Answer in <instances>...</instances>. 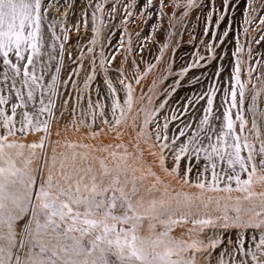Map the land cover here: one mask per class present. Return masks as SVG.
I'll return each instance as SVG.
<instances>
[{
  "label": "snow or ice",
  "instance_id": "snow-or-ice-1",
  "mask_svg": "<svg viewBox=\"0 0 264 264\" xmlns=\"http://www.w3.org/2000/svg\"><path fill=\"white\" fill-rule=\"evenodd\" d=\"M118 2L111 0L107 15L112 19L118 14ZM222 2L225 9L229 8V0ZM106 3L109 0L93 6L92 0H88L82 17L87 15V8H92L91 31L96 36L86 49L91 54L87 56L82 38L77 36L74 48L79 49L80 54L76 57L73 51L70 55L80 67L72 68L65 64L68 31L63 29L62 39L56 34L57 24L63 22L47 19L45 0H0V58L3 64L0 93L5 89L8 91L7 96L0 94V106L12 101L13 93L19 101L11 103V115L0 107V128L4 130L0 133V264H264V192L259 194L257 201L253 199L255 193L252 191L254 177L258 183L264 184V133L261 131L264 111H259L256 103L260 91L252 95V105L248 108L252 113L253 140L259 141L258 148L249 142L248 137H244L242 143L241 136L237 134L235 121L240 122V133L246 130L245 125L249 121L240 111L233 119L232 109H242L245 103V84L241 82L243 69L239 59L230 73L228 87H222L223 81H217L216 86H209L199 96L184 97L187 103H181L179 111L189 112L190 108L194 111L179 125L170 127L171 121L179 119L176 111L170 117L164 116L163 123H160L157 114L163 115L161 110L165 109L169 100L160 101L158 97H171L190 68L203 67L200 61L211 63L216 59L223 60L224 56L215 52L218 45L200 41L205 51L213 53L211 56L198 53V59L192 64L182 66L180 79H174L172 85L157 92V84L163 83L174 72L169 61H163L152 84L146 86L148 94L142 89L135 97L132 81L139 85L143 78L133 70L138 62L124 55L119 65H115L116 56L106 54L103 44L98 54L95 48L99 36L97 22L106 26ZM171 3L175 9H184L179 13L174 11L168 25L176 29V35H180V29L185 26L189 15L188 10L199 5L196 0H171ZM246 4L245 23H250L248 16L251 12L258 13L256 18L260 20V32L264 33V0H255V3L254 0H246ZM152 6L153 0H146L142 15L150 18L148 10ZM165 6L166 0H160L162 17ZM67 7L71 8L72 4L68 3ZM122 7L124 16L132 17L134 13L128 9L136 7V0ZM98 12L100 16H97ZM206 19L219 26L225 16L220 15L214 21L210 11ZM121 21L124 22L123 17ZM79 23L74 27L78 28ZM83 23L86 25L87 19ZM153 27L155 29L156 26ZM208 32L205 27L204 34ZM247 32L248 29H245ZM212 35L217 38L216 33ZM168 36L172 37L173 33H168ZM227 37L229 31L225 29L219 37L220 44H224ZM57 40H61L58 46ZM261 41H264V35L252 38L253 43ZM176 46L174 43L173 48ZM168 48L169 44L164 43L158 49L159 55L155 58L158 63ZM127 51L134 56L143 48H132L129 39ZM241 51L242 45L237 41L232 56ZM251 51L250 48L249 56ZM10 54L15 56V62ZM109 65L112 67L109 68ZM154 68L156 64L149 63L148 71ZM62 69L66 79H61ZM222 72L223 65L213 76L220 77ZM100 75L103 76L106 91L97 87L96 99L93 100L90 86ZM248 75L251 77V70ZM75 77L80 78L79 83L74 82ZM114 81L119 88L114 86ZM191 82L199 83V77ZM261 85V91H264V73ZM86 90L87 94H84ZM218 91H223V103L214 112V98ZM118 92L124 93L123 98ZM73 96L74 105L71 103ZM205 99L207 106L200 116V109L196 106ZM134 103L139 107L131 125L136 132L129 140L132 151H128L123 143L115 145L124 151L119 155L109 151L113 166L109 167L101 160L103 171L99 176L91 165L78 167L75 153L71 164L66 163L67 157L59 160L57 175L55 147L50 158L43 151L44 140L48 136L40 143L29 146L33 150L41 149L40 155L32 151L24 157L22 151L15 154L6 151L25 147L9 141V137L15 136L17 131H40L43 126V131L50 136L49 122L55 114L63 118L67 113L71 117L77 110L80 111V125L86 130L93 129L91 137L96 138L104 132L105 125L108 126L105 135L115 131L120 136L122 133L116 126L127 124L124 116L126 111H132ZM45 113L48 118L41 120ZM258 116L261 124L257 122ZM193 119L197 123H191ZM137 120L141 121L139 126ZM193 128L195 131H190ZM141 143L145 147L142 148ZM109 147L111 145L101 144L96 150L106 151ZM245 149L247 154L243 155ZM225 162L226 168L223 167ZM245 173L247 178L242 179ZM193 175L195 183L191 180ZM148 176L154 183L146 191H158L161 195L145 200L140 194L142 185H138V181ZM173 181L199 191H176ZM233 181L235 188L232 187ZM233 191L245 195L236 197L234 203H230L233 201L231 195H207L215 192L230 194ZM189 224L192 227H187L183 234L187 239L170 235L175 226L186 227ZM198 254L201 257L199 261Z\"/></svg>",
  "mask_w": 264,
  "mask_h": 264
},
{
  "label": "rangeland",
  "instance_id": "rangeland-1",
  "mask_svg": "<svg viewBox=\"0 0 264 264\" xmlns=\"http://www.w3.org/2000/svg\"><path fill=\"white\" fill-rule=\"evenodd\" d=\"M72 4L71 8L67 7V4ZM88 0H45V7L48 8L47 19L49 21L55 19L57 21L63 22L58 23L55 32L58 36L61 37L63 35V29H67L69 39L65 42L66 44V55H65V64L71 66L72 68H79L80 66L75 63L74 58L70 53L73 51L75 52V56L78 57L80 54L79 49H75L74 46L77 44V36H81V43L85 46L84 47V54L85 56L91 55L87 53L86 49L90 45L91 39L96 36L95 33L91 31V13L92 8H87L86 12L87 15L82 17V12L85 11V6L87 5ZM93 6L95 3H104V0H92ZM110 3L105 4V25L101 26L99 21L97 22V27L99 28V36H97L98 43L95 46L97 54L100 50V45L103 44L106 54L108 55H115L116 60L113 61V64L118 65L117 60L119 58L118 49L120 45L126 42L123 38V28L124 24L128 23L130 26L134 25L133 20L135 19L136 15H141V21L144 19V24L142 25V34L138 38H132L131 46L134 49H140L141 47L146 48L145 52L139 53L138 51L133 56L132 53H126L130 59H135L138 62L137 67L133 70L137 72L138 76L143 77L141 79V83L137 85L134 81L133 87L135 89V97H138L141 90L143 89L145 94L147 95V87L152 84L156 73L160 69V64L163 61H169L171 68L174 70L172 76H168L163 83L157 84L156 91L161 92L162 89L169 87L173 84L174 79H180L179 73L181 72L182 66L192 64L194 60L198 59V53L200 55H205L206 57L211 56L213 53L207 52L204 49L203 44L200 41H205L208 43H212L214 45H218L215 48V52L218 53L220 56H224V59H216L209 63L208 60L200 61V64L203 67H196L190 68L189 72L185 75L184 79L180 80V87L176 88V91L172 93L171 97L160 95L158 99L162 100H169V103L165 106V109H162L161 112L163 115L157 114L159 116L160 123H163L164 116H171L173 111L177 112L179 119L176 121H171L170 127L173 125H179L181 120L187 118L191 111L194 109L190 108L189 112H181L179 111V107L181 103L186 104L187 102L184 100V97H195L199 96L201 93L206 92L209 86H216L217 81H223L222 87H228V81L230 78V73L235 66L237 59L241 61L242 64V73H241V82L245 84V103L242 109L236 108L232 109L233 112V119L235 120V114L240 111L241 114L244 116L245 120L249 121L248 124L245 125V131L240 133L239 131V121H235L236 124V131L237 134L241 136V142L243 143L244 137H248L249 142L254 143L255 146L259 147V141L253 140L255 133L251 130V119L252 113L248 111V108L252 105V95L255 94L256 91H260V96L257 99V107L259 111H264V91H261V80H262V73H264V41L260 43H253L252 38L256 37L259 38L260 35H264V33L260 32V20L256 18L258 13L251 12L248 16L250 23H245V10L247 7L246 0H229V8L225 9L223 7L222 0H215V5H213V0H198L199 9L196 16L192 18L185 19V26L180 29L181 34H175V28H172V32H170L171 27H169L168 22H164L163 19H159L158 16V8L154 5L148 11L151 13V17L149 18L148 15H142L145 12L144 5L146 0H136V7L129 8V11H132L134 15L132 17H125L124 16V9L122 5L128 4V0H119L117 3L118 14L116 15L115 19H112L107 15L110 10ZM255 3V0H254ZM143 6V7H142ZM215 7V10H213ZM108 8V9H107ZM143 8V9H142ZM131 9V10H130ZM212 11L213 20L215 21L220 15L225 16L224 21H220L219 26H217L213 22L207 21L208 13ZM200 13V14H199ZM97 16H100V13H97ZM121 17L124 18V22L121 21ZM87 19L88 23L85 25L83 20ZM129 19V20H128ZM78 21L79 27H74L77 25ZM141 21L137 22L141 24ZM111 25H115V27H111ZM156 26L155 29L153 26ZM141 27V26H140ZM207 27L209 32L207 35L204 34V28ZM227 29L229 31V37L225 38L226 42L224 44H220L219 37L222 35V32ZM245 29H248V32L245 33ZM46 31H50L45 28ZM166 30V31H165ZM175 31V32H174ZM172 37L168 36V33H173ZM212 33H216V39L213 38ZM153 40L157 43L153 44ZM237 41L242 45V51L238 52L236 56H232V52L236 49ZM61 40H57V46ZM168 43L169 48L166 49L164 56L161 58V61L158 63L156 61V57L159 55L158 49L164 44ZM177 44L176 47L173 48V44ZM119 45V47H117ZM173 49L170 51V49ZM251 48V55L249 56V49ZM150 49V52H149ZM27 55V54H26ZM10 57L15 62V56L10 54ZM143 57V59H141ZM59 59V57H57ZM26 63V61H25ZM55 64V62H53ZM149 63L156 64V68L148 71ZM223 65V72L221 73L220 77H214L213 73L219 69ZM31 67V66H30ZM112 65H109L111 68ZM249 70L252 71L251 77L248 75ZM54 71V69H53ZM147 72L145 76L144 73ZM3 64L2 58H0V82L3 81ZM167 76L168 74L165 73ZM61 79H66L67 77L64 74V70L61 71ZM199 77V83H192L191 81ZM74 82L79 83L80 78L75 77ZM234 83V82H233ZM81 88H83V84L81 83ZM114 86L119 88V85L115 83ZM99 87L102 90L106 91V87L103 84V76L100 75L97 77L95 81L92 82L90 86V91L92 95V99H96L95 89ZM238 88V86H237ZM255 89V91H254ZM69 91H72L69 89ZM87 91L84 94H87ZM25 95L27 89H24ZM3 95H8L7 89L3 93ZM63 92H61V95ZM118 95L123 98L124 93L118 92ZM230 101V95L228 97ZM19 103L18 100L15 99V95L13 93V99L7 105H3L0 107H4L7 111V114L11 115V103ZM59 103V101H57ZM71 103L75 104V97H71ZM223 103V91H218L216 97L214 98L213 109L214 112ZM37 106L38 103H37ZM206 99L201 100L200 104L196 107L200 109L198 115L202 116L203 111L202 109L206 107ZM227 107V104L224 105ZM139 107L138 104L134 103L133 109L131 112L125 113L124 119L127 121V124H122L120 126H116L120 129L122 135L118 136L115 131L110 132L108 135L104 133L108 132V126H104V132H101L98 137L93 138L90 135L91 130H86L83 126L72 125L70 119L72 117H80V111L77 110L72 117H69L67 113L65 116L61 118L59 114H55L53 119L49 122V126L51 128L50 136L43 131V126H41L40 131L35 130H25V132L20 133L19 131L16 132L15 136H10L9 141L15 142L17 144H22L25 147L23 149H7L6 151L15 154L18 151H22L24 153V157H27L32 151H35L37 155H40L41 149H31L29 146L33 143H40L42 139L48 136V139L44 140L43 144V151L47 154L50 158L52 155V148L55 147L56 154L58 156V162L56 164V171L57 175H59L60 170V163L59 160L64 159L67 157L66 163L71 164L72 160L71 157L75 153L76 154V165L78 167H91L94 169L97 176H99L103 169L101 168L100 161L104 160L105 163L109 166H113V160L108 155L109 151H115L117 154H121L124 149L116 148L115 145L123 143L127 146L128 151H132V145L129 143L131 137L136 135V132L131 127L133 117L136 116V109ZM223 109L221 108V111ZM18 113L20 109L17 110ZM119 115V112H118ZM59 117V118H58ZM47 113L40 117L41 120L47 119ZM19 119V116H17ZM91 118L89 117V120ZM59 121V124H57ZM258 124H261V120L259 116L257 117ZM70 123V124H69ZM141 123L140 120H137V126ZM191 123H197L196 120H192ZM17 128L20 127L19 124L16 126ZM3 129L0 128V133H3ZM176 129L173 128V132ZM190 131H195V128L191 129ZM261 131L264 133V125L261 126ZM59 132V135H57ZM183 139V138H182ZM57 141L59 143H57ZM111 145L106 151H97L96 149L101 145ZM72 145H75L73 147ZM80 145H90V148H84ZM142 148L145 147L143 143L140 145ZM243 155L247 154V149H245L242 153ZM201 158H203V153H201ZM223 167H227L226 162L223 164ZM159 171V169H156ZM45 171V176H46ZM140 175V173H137ZM260 173L257 172V176ZM210 176V174H209ZM247 174L242 175V179H246ZM87 179V178H86ZM193 183H195L196 177L193 175L191 177ZM90 182V181H89ZM154 183L151 176H148L143 181H138V185H142L140 194L145 197V200H149L152 197H159L161 195L158 191H153L151 193L147 192L146 189ZM131 185H129V188ZM157 187H162L161 185H157ZM223 187V185H221ZM232 187L235 188V182H232ZM173 188L176 191H183L189 193L198 192V189L194 187H190L188 185L180 186L173 181ZM252 191L255 193L253 196L254 200H259V194L264 192V184L258 183L256 178L253 179V186ZM207 195H212L214 197H226L231 195L233 197V201L230 203L235 202L236 197H243L245 193L239 191H233L232 193H225V192H215V193H207ZM223 202V201H222ZM244 204H247V201H243ZM187 227H192V225H187L186 227H179L175 226L173 231L170 233L173 237L179 239L184 238L187 239L186 235H183L187 231ZM207 231V230H206ZM147 232V221L144 224V233ZM251 243V241H247ZM201 259L200 255H197V260ZM227 259V257H225Z\"/></svg>",
  "mask_w": 264,
  "mask_h": 264
},
{
  "label": "bare ground",
  "instance_id": "bare-ground-1",
  "mask_svg": "<svg viewBox=\"0 0 264 264\" xmlns=\"http://www.w3.org/2000/svg\"><path fill=\"white\" fill-rule=\"evenodd\" d=\"M132 2V0H128V4L130 5ZM178 2H182V0H178ZM196 4L199 5L198 3V0H196ZM153 5L155 7L158 8V16H159V19H163L164 22H168L169 23V19L171 18L172 16V13L174 11L176 12H182L184 9H175L173 6H172V3H171V0H166V5L164 8H163V12L165 13V15L162 17L161 16V9H160V0H153ZM118 7V6H117ZM143 7V6H142ZM108 9V8H107ZM132 9V8H131ZM130 9V10H131ZM143 9V8H142ZM198 9H199V6L198 7H193L192 9L188 10L189 11V15L187 18L189 17H193V16H196V14L198 13ZM129 10V9H128ZM200 14V13H199ZM141 16V15H140ZM139 15H136L135 16V19L133 20V23L134 25L130 26L128 23L124 24V28H123V38L125 39L124 41L126 42L125 44L123 43L122 45H120L119 49H118V52L117 53H120L118 56V60H117V63L119 65L120 61L123 59V56L126 55V53H131V52H128L127 49L129 48V39H132V38H138L140 37V35L142 34V25L144 24V19H142L141 21V17ZM128 18V17H127ZM129 20V19H128ZM141 21V24L137 23ZM141 26V27H140ZM172 28L170 30V32H172ZM176 31V30H175ZM174 31V32H175ZM174 32H173V35H174ZM176 33V32H175ZM175 36V35H174ZM132 47V46H131ZM133 48V47H132ZM143 48V51L142 52H145L146 51V48L142 47ZM141 49V48H140ZM173 50L172 48L170 49V51ZM166 51V49H165ZM139 53H142L141 51H138ZM159 52V51H158ZM72 117V116H71ZM59 118V117H58ZM71 121V124L72 125H79V118L78 117H72L70 119ZM91 121V119L89 120V122ZM70 124V123H69ZM80 126V125H79Z\"/></svg>",
  "mask_w": 264,
  "mask_h": 264
}]
</instances>
